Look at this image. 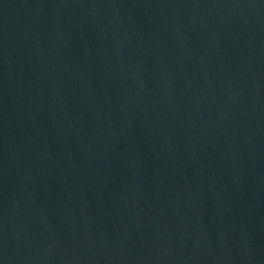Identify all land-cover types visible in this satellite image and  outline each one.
<instances>
[{"label": "water", "instance_id": "95a60500", "mask_svg": "<svg viewBox=\"0 0 264 264\" xmlns=\"http://www.w3.org/2000/svg\"><path fill=\"white\" fill-rule=\"evenodd\" d=\"M0 264H264V0H0Z\"/></svg>", "mask_w": 264, "mask_h": 264}]
</instances>
